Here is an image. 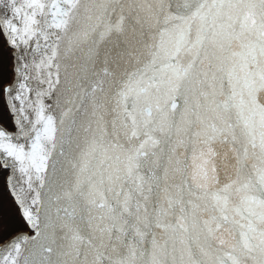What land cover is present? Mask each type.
Returning <instances> with one entry per match:
<instances>
[{
	"label": "snow or ice",
	"instance_id": "6c2138e0",
	"mask_svg": "<svg viewBox=\"0 0 264 264\" xmlns=\"http://www.w3.org/2000/svg\"><path fill=\"white\" fill-rule=\"evenodd\" d=\"M0 264H264V0H0Z\"/></svg>",
	"mask_w": 264,
	"mask_h": 264
}]
</instances>
